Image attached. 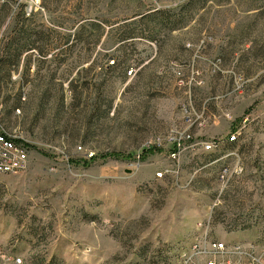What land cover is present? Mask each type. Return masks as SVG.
Segmentation results:
<instances>
[{
  "label": "rangeland",
  "instance_id": "374dc122",
  "mask_svg": "<svg viewBox=\"0 0 264 264\" xmlns=\"http://www.w3.org/2000/svg\"><path fill=\"white\" fill-rule=\"evenodd\" d=\"M21 18L0 127L28 167L0 175V248L23 264H177L201 220L212 239L264 242V0H4L0 48Z\"/></svg>",
  "mask_w": 264,
  "mask_h": 264
},
{
  "label": "built area",
  "instance_id": "2783aa9c",
  "mask_svg": "<svg viewBox=\"0 0 264 264\" xmlns=\"http://www.w3.org/2000/svg\"><path fill=\"white\" fill-rule=\"evenodd\" d=\"M4 1V0H0ZM237 132L227 136V144L234 143ZM175 158L184 141L191 140L185 132L177 133L171 138ZM222 143V142H221ZM220 146V141L211 140L200 144L202 151L212 152ZM28 167L27 151L24 141L14 132L5 131L0 127V175H17ZM166 170L156 172L155 177L161 179ZM230 172L222 164L217 173V180L224 183ZM209 220H201L195 227L190 242L178 254L177 264H264V242L226 243L212 239L209 234ZM0 264H23L22 259L12 254L11 250L0 248Z\"/></svg>",
  "mask_w": 264,
  "mask_h": 264
},
{
  "label": "trees",
  "instance_id": "16d2710c",
  "mask_svg": "<svg viewBox=\"0 0 264 264\" xmlns=\"http://www.w3.org/2000/svg\"><path fill=\"white\" fill-rule=\"evenodd\" d=\"M3 5L7 6V3H3ZM159 12L152 13L147 15L146 17L149 18L150 16L159 15ZM163 15V13H162ZM21 16V14L19 15ZM143 16H141L142 18ZM25 20L21 18V25L18 29H20L19 34L16 37H8L4 43V46L0 48V80L3 76H7L8 68L16 64L19 55L26 51V43L25 41L28 38L29 33L26 32L27 30L23 26V22ZM175 23L173 22L171 29L175 27ZM33 44V41H31ZM113 63V62H112ZM75 98V95L73 96Z\"/></svg>",
  "mask_w": 264,
  "mask_h": 264
}]
</instances>
